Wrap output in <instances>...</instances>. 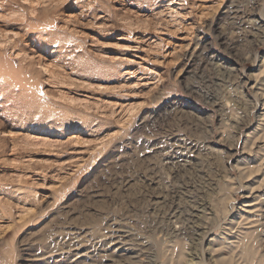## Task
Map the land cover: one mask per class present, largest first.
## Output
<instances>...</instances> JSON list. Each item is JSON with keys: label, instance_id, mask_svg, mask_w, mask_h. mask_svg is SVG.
I'll return each mask as SVG.
<instances>
[{"label": "rangeland", "instance_id": "rangeland-1", "mask_svg": "<svg viewBox=\"0 0 264 264\" xmlns=\"http://www.w3.org/2000/svg\"><path fill=\"white\" fill-rule=\"evenodd\" d=\"M43 1L0 0V264H264V0Z\"/></svg>", "mask_w": 264, "mask_h": 264}, {"label": "bare ground", "instance_id": "bare-ground-1", "mask_svg": "<svg viewBox=\"0 0 264 264\" xmlns=\"http://www.w3.org/2000/svg\"><path fill=\"white\" fill-rule=\"evenodd\" d=\"M47 1H49V3H50V1H52V0H47ZM46 1V2H47ZM46 2H44L43 1V3H46ZM53 2H54V0H53ZM26 5H31L32 4V2H27V3H25ZM35 4V3H34ZM33 4V5H34ZM263 82H264V80H263ZM262 86V85H261ZM257 87V84L255 85V86H253V88H256ZM263 87H264V85H263ZM258 90H260V88L258 89ZM261 92H262V97H264V88L262 89V90H260ZM263 111H264V107H263V109H262ZM264 115V114H263ZM173 149V148H172ZM174 151V150H173ZM176 155V154H175ZM231 156V155H230ZM177 158H182V156H178ZM176 158V159H177ZM175 162V161H174ZM178 164V163H177ZM262 164V163H261ZM259 168V167H258ZM241 177H242V174H241ZM254 180L253 179H251V182H253ZM248 189L250 188V187H247ZM242 189H244V191H248V193L247 194H245V197H244V199H252L251 200V202H249V201H245L244 203H243V205H242V207H243V209H240L241 211L240 212H242V213H244L245 214V216H246V219H249V218H251V216L250 215H252L254 212H255V210H253V209H255L256 208V203H254V202H256L257 201V199L258 198H260L261 196H263L264 197V191L262 192L263 194H261V196L259 197L258 195H256V196H254L255 195V191H254V189H251V190H247L246 189V187H242ZM197 213V215H194V218H197L196 220H199L200 218H202V215L203 214H205V208L204 207H199V208H197L196 210H195ZM264 211V210H263ZM228 212V210L225 212V213H227ZM264 214V213H263ZM226 215V214H225ZM242 216V215H241ZM240 216V217H241ZM192 220H195V219H192ZM187 221V220H186ZM195 224H197V221H194V223L192 224V226H194ZM180 230V229H179ZM174 232L175 233H178V230H174ZM208 233L207 232H205L204 233V235L206 236ZM122 236V235H121ZM117 239H119V238H117ZM126 240V239H125ZM239 240V239H238ZM211 241H213V240H211ZM232 241H233V239H232ZM236 242H237V240H235ZM113 243H116L115 242V240L114 241H112ZM242 243V242H241ZM231 244H235V242H231L230 243V245ZM230 247H233V246H230ZM109 248V247H108ZM118 249L117 250H115V252L117 253V256H118V258H123L124 256H127L128 255V249H126L125 248V245L121 242V244H120V246L119 247H117ZM118 258H115V259H118Z\"/></svg>", "mask_w": 264, "mask_h": 264}, {"label": "snow or ice", "instance_id": "snow-or-ice-1", "mask_svg": "<svg viewBox=\"0 0 264 264\" xmlns=\"http://www.w3.org/2000/svg\"><path fill=\"white\" fill-rule=\"evenodd\" d=\"M28 2V0H25V3H27ZM0 46H2V45H0Z\"/></svg>", "mask_w": 264, "mask_h": 264}]
</instances>
